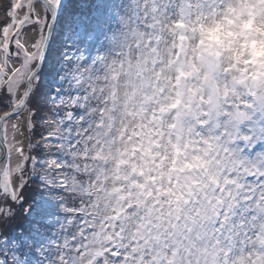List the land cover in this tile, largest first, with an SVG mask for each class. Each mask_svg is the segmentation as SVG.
<instances>
[{
	"label": "snow or ice",
	"instance_id": "6c2138e0",
	"mask_svg": "<svg viewBox=\"0 0 264 264\" xmlns=\"http://www.w3.org/2000/svg\"><path fill=\"white\" fill-rule=\"evenodd\" d=\"M0 264H264V0H0Z\"/></svg>",
	"mask_w": 264,
	"mask_h": 264
}]
</instances>
